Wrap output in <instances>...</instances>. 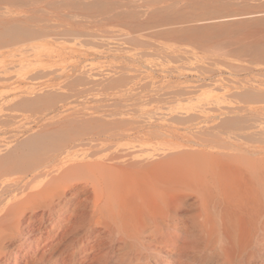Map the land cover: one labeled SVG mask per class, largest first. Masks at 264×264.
Here are the masks:
<instances>
[{"label":"rangeland","instance_id":"rangeland-1","mask_svg":"<svg viewBox=\"0 0 264 264\" xmlns=\"http://www.w3.org/2000/svg\"><path fill=\"white\" fill-rule=\"evenodd\" d=\"M51 142L139 162L264 149V0H0V163ZM158 246L150 264H188Z\"/></svg>","mask_w":264,"mask_h":264},{"label":"bare ground","instance_id":"bare-ground-1","mask_svg":"<svg viewBox=\"0 0 264 264\" xmlns=\"http://www.w3.org/2000/svg\"><path fill=\"white\" fill-rule=\"evenodd\" d=\"M74 148L0 163V264H150L155 245L188 264H264L263 148L141 162Z\"/></svg>","mask_w":264,"mask_h":264}]
</instances>
